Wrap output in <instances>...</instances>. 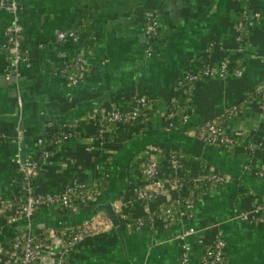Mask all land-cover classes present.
<instances>
[{
    "label": "crops",
    "instance_id": "1",
    "mask_svg": "<svg viewBox=\"0 0 264 264\" xmlns=\"http://www.w3.org/2000/svg\"><path fill=\"white\" fill-rule=\"evenodd\" d=\"M17 2L27 64L18 66L15 82L0 85V195L13 190L15 154H33L37 138L49 134L61 120L77 122L75 135L41 162L34 189L59 192L78 180L89 186L90 193L75 212L42 207L28 223H1L0 261L17 260L15 252L5 254L6 242L12 234L29 229L44 234L37 264H54L64 228L92 220L98 228L70 249L68 264H178L177 235L187 227L196 230L186 237L190 264H199L202 250L218 231L225 242V264H264V222L248 224L233 218L235 212L264 201V102L259 104L255 91L242 101L264 76V0ZM241 8L259 15L250 28L245 52L236 58L231 51L233 23ZM146 10H153L158 21L150 55L143 28ZM13 17V12L0 9V74L6 78L9 74L4 68L12 64L5 29ZM67 28L78 29V42L56 37ZM209 42H213L210 47ZM80 53L88 70L83 82L70 85L58 69ZM227 57L242 65L240 77H204L188 94L175 90L174 83L184 73ZM132 94L150 96L152 113L136 122L112 124L99 138L91 117L111 109H129ZM185 96L190 100L189 125L167 128L168 100ZM239 102L243 103L240 111L221 123L229 146H214L196 133V125ZM168 152L187 155L184 170L174 172L161 160ZM154 154L162 155L161 194L138 203L131 191L143 179L138 161ZM246 164L251 170L245 169ZM252 170H261L263 175ZM201 171H221L228 179L202 188L190 219L168 226L158 219L154 227L136 228L138 216L156 212L163 201L177 194L167 182L170 176ZM107 202L120 229L100 207Z\"/></svg>",
    "mask_w": 264,
    "mask_h": 264
},
{
    "label": "built area",
    "instance_id": "2",
    "mask_svg": "<svg viewBox=\"0 0 264 264\" xmlns=\"http://www.w3.org/2000/svg\"><path fill=\"white\" fill-rule=\"evenodd\" d=\"M0 9H5L13 12V22L5 29V47L11 52V64L14 65V70L18 74V66L26 63V57L20 43V36L22 25L18 21L17 12L19 10L17 0H0ZM259 13L251 12L247 8H241L238 16L233 23V40L231 51L236 58L245 52L247 37L244 35L245 27H250L255 22ZM144 34L148 41L146 48L147 54L153 52L151 42L158 34V21L153 10H146L144 12ZM58 39H69L73 42L80 40L78 29L67 28L57 32ZM213 42H209V47ZM222 58L216 63L205 62L194 72H186L176 80L179 90L184 94H188L187 89H191L194 84L204 77H225L232 75L240 77L243 74L242 65L237 63V59ZM27 64V63H26ZM60 73H65L67 82L70 85H77L83 82L88 65L84 56L80 53L76 55L71 62L58 69ZM255 96L259 104L264 102V76L261 79ZM180 98H170L167 102V109L165 112L166 127L170 129H182L189 125L190 113L187 107L184 111L179 108ZM129 109H111L105 115H95L92 123L96 127V134L102 138L103 134L107 132L112 124H128L136 122L138 117L142 119L147 118L145 111L153 108V100L146 94H132L129 97ZM243 103L235 104L227 108L220 115L224 119L235 116L242 108ZM77 122L75 120H61L56 126L60 129L59 133L53 135L47 142L44 136H39L36 140V151L26 157L16 153L14 162L17 173L11 179L13 190L4 195H0V225L3 222H17L18 220L28 223V219L32 213L38 208L56 206L69 212L77 211L87 200L90 193L89 186L84 182L75 180L65 186L59 192L51 191H36L34 189V178L39 170L40 164L46 158H49L53 152L62 145L68 138L75 135ZM196 132L204 135L208 143L226 148L229 146V139L223 131L222 124H217L212 121H206L197 125ZM249 149L253 147L249 145ZM163 160L167 166L174 172H181L185 168V157L181 152H168L163 155ZM159 159L154 155L141 160L140 172L143 179L139 183L132 186L133 199L138 203H143L146 200L153 199L161 194L163 181L158 177L161 164ZM246 170H251L249 165H244ZM253 171V170H252ZM258 176L263 175V171L254 170ZM186 178V179H183ZM228 179L226 174L221 171L197 172L191 175L184 173L173 174L167 179L168 184L176 188L177 194L161 204L162 212L155 214L147 211L142 216H138L135 220L136 228L143 226L154 227L160 219L164 226L183 219H190L194 214V209L198 197L201 194L203 187L220 184ZM190 187L192 196H186V188ZM234 219L244 221L248 224H257L264 222V201L254 205L251 208L239 210L233 215ZM98 224L89 220L83 223L69 225L62 231L64 239L61 250L55 259L54 264H68V254L70 249L75 247L84 236L95 231ZM196 230L193 227L184 228L177 238L180 240V252L178 255V264H190V245L186 241V237ZM44 235L39 236L38 232L23 230L17 233L6 242V246H10L9 251L5 254L15 252L18 256L14 263H6L0 261V264H37L43 253ZM199 264H225V242L221 238L218 231L213 240L204 247L200 256Z\"/></svg>",
    "mask_w": 264,
    "mask_h": 264
},
{
    "label": "trees",
    "instance_id": "3",
    "mask_svg": "<svg viewBox=\"0 0 264 264\" xmlns=\"http://www.w3.org/2000/svg\"><path fill=\"white\" fill-rule=\"evenodd\" d=\"M239 12H240V10L238 11V14H239ZM249 31H250V27H245L244 35H245L246 37H248ZM257 87H258V86H257ZM257 87H255L252 91H249V92L243 97L242 101L245 100V99H247V98L249 97V95H250L253 91H256V90H257ZM174 88H175V90L178 89V86H177V83H176V82L174 83ZM190 89H191V87L189 86V88L187 89V91L189 92ZM240 103H242V102H239L238 104H240ZM178 104H179V108L181 109V111H184V110L189 106V104H190V100L185 96V98H183ZM152 111H153V108H149V109H147V110L145 111V115H146V116H149V115L152 113ZM140 119H142V118H141V117H138V118H137V121L140 120ZM91 120H93L92 117H91ZM212 120H214L215 123L220 124V123H222V121L224 120V117H223V115L218 114L217 116H214V117L210 118L209 121H212ZM197 128H198V127H197V125H196V126H195V130H196V131H198ZM59 131H60V129L55 125V128H54L49 134L44 135L45 142H47V141H48L53 135L58 134ZM196 133H199V132H196ZM181 153H182V152H181ZM182 154H183L184 157L187 156L184 152H183ZM154 157H155L156 159H160V158H162V155L160 156L159 154H154ZM138 163L141 164L142 162H141V161H138ZM183 179H186V178L183 177ZM186 196H192V193L190 192V187H187V188H186ZM161 212H162V208H160L159 210H157V211L154 212V213H155V214H160ZM43 235H44L43 233H42V234H39L40 237H42ZM10 249H11V248H10V246H8V245L5 247V251H6V252L9 251Z\"/></svg>",
    "mask_w": 264,
    "mask_h": 264
},
{
    "label": "water",
    "instance_id": "4",
    "mask_svg": "<svg viewBox=\"0 0 264 264\" xmlns=\"http://www.w3.org/2000/svg\"><path fill=\"white\" fill-rule=\"evenodd\" d=\"M8 54L11 55V52L9 51ZM7 64H10V61H8ZM7 69H8V68H7V66H6V68H4V70H6V72H8L9 76L6 78L5 73L0 74V78H2V81L0 82V85H4V86H5V85H7V84H10V83L16 81V78H17V77H16V74H15L14 65H10V69H8V70H7ZM4 72H5V71H4ZM100 207L106 211V213H107V215L109 216V218H110L112 224L115 225L117 229H120V228H119V220H118V218H117V216H116V214H115V212H114V209H113L111 203H110V202H107V203L100 204ZM10 223H11V224H12V223L14 224V223H16V222H10ZM1 232H2V231H1ZM15 235H16L15 233L12 234V235L10 236V238L13 237V236H15ZM10 238H9V239H10ZM9 239H8V240H9ZM5 240H6V239H5Z\"/></svg>",
    "mask_w": 264,
    "mask_h": 264
}]
</instances>
